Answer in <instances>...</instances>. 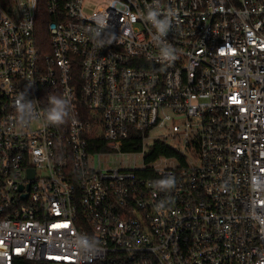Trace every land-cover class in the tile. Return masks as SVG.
I'll use <instances>...</instances> for the list:
<instances>
[{"label": "built area", "instance_id": "2783aa9c", "mask_svg": "<svg viewBox=\"0 0 264 264\" xmlns=\"http://www.w3.org/2000/svg\"><path fill=\"white\" fill-rule=\"evenodd\" d=\"M94 1L0 0V264H264V0ZM49 95L71 101L62 123ZM159 128L190 156L148 166Z\"/></svg>", "mask_w": 264, "mask_h": 264}, {"label": "clouds", "instance_id": "9594fccd", "mask_svg": "<svg viewBox=\"0 0 264 264\" xmlns=\"http://www.w3.org/2000/svg\"><path fill=\"white\" fill-rule=\"evenodd\" d=\"M169 15H172L170 12ZM147 21L155 27L157 32V43L160 45V58L162 60H172L174 58V49L162 38L166 36L170 28V21L167 17H161L159 9L152 8L146 14ZM48 107L46 109V120L52 124L62 123L69 115V108L71 101L66 96L49 95L47 98ZM17 110L21 124L27 123L28 120L34 115V106L31 101H27L24 96L21 97L20 102L17 104ZM160 186L164 188L173 187L175 184L174 177H168L157 181ZM97 243H99L97 241ZM81 246L84 248H91V244L87 239H81Z\"/></svg>", "mask_w": 264, "mask_h": 264}, {"label": "rangeland", "instance_id": "374dc122", "mask_svg": "<svg viewBox=\"0 0 264 264\" xmlns=\"http://www.w3.org/2000/svg\"><path fill=\"white\" fill-rule=\"evenodd\" d=\"M101 5L100 0H96L93 3L89 4V8H95ZM178 124H181V120L177 121ZM161 139L165 140L171 146H175L180 150H183L187 156H190V151L188 147L184 143V138L182 136L174 135V133H170L168 128H159L154 129L150 133V138L147 139V143L151 144L153 140ZM99 158L102 161V165L106 167H119L123 166H132L134 162V166L139 168L141 167L143 162V155L140 152L133 153H111L106 155H100ZM98 157L94 156L93 161L97 162ZM148 166H166V165H176L175 160L173 159H165V157L161 156L160 158L147 163Z\"/></svg>", "mask_w": 264, "mask_h": 264}, {"label": "trees", "instance_id": "16d2710c", "mask_svg": "<svg viewBox=\"0 0 264 264\" xmlns=\"http://www.w3.org/2000/svg\"><path fill=\"white\" fill-rule=\"evenodd\" d=\"M48 18L46 15L40 16L37 26V37L40 40V42L44 43L47 38V30H46V24H47ZM135 146H131V149H137L139 148V141L140 138L137 136L134 137ZM176 154L175 150L170 147L168 143L165 141H155L151 146L149 151L146 154V160H153L158 156H170Z\"/></svg>", "mask_w": 264, "mask_h": 264}]
</instances>
